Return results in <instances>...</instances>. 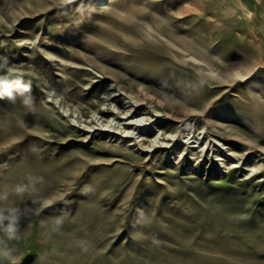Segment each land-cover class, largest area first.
Wrapping results in <instances>:
<instances>
[{
    "label": "rangeland",
    "instance_id": "374dc122",
    "mask_svg": "<svg viewBox=\"0 0 264 264\" xmlns=\"http://www.w3.org/2000/svg\"><path fill=\"white\" fill-rule=\"evenodd\" d=\"M96 1L0 0V264H264V0Z\"/></svg>",
    "mask_w": 264,
    "mask_h": 264
},
{
    "label": "clouds",
    "instance_id": "9594fccd",
    "mask_svg": "<svg viewBox=\"0 0 264 264\" xmlns=\"http://www.w3.org/2000/svg\"><path fill=\"white\" fill-rule=\"evenodd\" d=\"M31 84L24 82L22 79L9 80L0 77V98L9 99L15 102L17 96L23 97V104L31 108L32 98L30 95H25L30 93ZM18 191L23 192L24 188H19ZM31 209L24 208H6L0 209V228H3L7 233L8 239H19V223L21 218L30 214ZM59 224L60 221H57ZM83 244V242H81ZM86 250V248H85ZM13 250L8 248L3 241H0V257L10 258L12 256Z\"/></svg>",
    "mask_w": 264,
    "mask_h": 264
},
{
    "label": "bare ground",
    "instance_id": "6f19581e",
    "mask_svg": "<svg viewBox=\"0 0 264 264\" xmlns=\"http://www.w3.org/2000/svg\"><path fill=\"white\" fill-rule=\"evenodd\" d=\"M106 2H107V0H97L96 1V4H97V6L98 7H105L106 6ZM112 18H115V19H105V20H103V21H101V26H103V28H101V30H99L98 32H97V34L96 35H99V36H101V37H103V38H105V39H108V40H110L111 41V35H112V33H111V28H113V27H115V28H118V27H122V28H124V22H123V20L122 19H117V17H112ZM125 29V28H124ZM134 37H135V39L138 41V39H141L140 38V35H133ZM142 37V36H141ZM143 38V37H142ZM144 39V38H143ZM255 64V63H254ZM253 64V66L251 67V69L254 67V66H256V64L254 65ZM258 65V64H257ZM256 68V67H255ZM250 69V68H249ZM249 69H248V71H249ZM247 71V72H248ZM110 97V96H109ZM109 101V100H108ZM128 107V106H127ZM112 112V113H114V112H116L112 107H102V108H100V112L102 113V114H105V112ZM123 113L122 114H120L121 112H116V113H118L119 114V118H129V117H133L134 115H135V110L134 109H132L131 107H129V108H126V110H123L122 111ZM146 119H149V118H146ZM138 121V120H137ZM142 121V120H141ZM143 123V122H142ZM124 125L125 126H132V125H136V121L134 122L133 121V119L131 118L130 120H128V121H124ZM139 126V125H138ZM111 127V126H110ZM110 132V131H109ZM129 136H131L130 134H125V137H129ZM143 139H145L144 137H141V140H143Z\"/></svg>",
    "mask_w": 264,
    "mask_h": 264
}]
</instances>
